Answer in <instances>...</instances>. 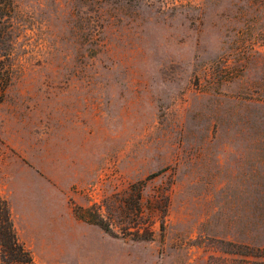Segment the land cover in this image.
<instances>
[{
  "label": "rangeland",
  "instance_id": "obj_1",
  "mask_svg": "<svg viewBox=\"0 0 264 264\" xmlns=\"http://www.w3.org/2000/svg\"><path fill=\"white\" fill-rule=\"evenodd\" d=\"M14 2L0 200L33 260L264 264V0Z\"/></svg>",
  "mask_w": 264,
  "mask_h": 264
},
{
  "label": "trees",
  "instance_id": "obj_2",
  "mask_svg": "<svg viewBox=\"0 0 264 264\" xmlns=\"http://www.w3.org/2000/svg\"><path fill=\"white\" fill-rule=\"evenodd\" d=\"M14 0H0V103L11 83L12 15ZM103 229L108 228L99 223ZM0 264H38L30 251L19 240L12 219L11 208L5 199L0 200Z\"/></svg>",
  "mask_w": 264,
  "mask_h": 264
},
{
  "label": "crops",
  "instance_id": "obj_3",
  "mask_svg": "<svg viewBox=\"0 0 264 264\" xmlns=\"http://www.w3.org/2000/svg\"><path fill=\"white\" fill-rule=\"evenodd\" d=\"M258 170H259V179H258V186H259V191H258V196L260 198L259 200V205L261 206V212H262V207L264 206V202L262 199L264 198V161L260 162L258 165ZM264 200V199H263ZM13 223L15 225L17 234L20 235V229H18V226L16 225V222L14 220V216L12 215ZM22 237V236H21Z\"/></svg>",
  "mask_w": 264,
  "mask_h": 264
}]
</instances>
